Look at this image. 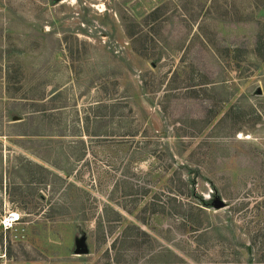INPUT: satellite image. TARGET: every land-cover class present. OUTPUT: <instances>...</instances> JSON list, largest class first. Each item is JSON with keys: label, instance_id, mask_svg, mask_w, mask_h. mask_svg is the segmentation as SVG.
I'll list each match as a JSON object with an SVG mask.
<instances>
[{"label": "rangeland", "instance_id": "obj_1", "mask_svg": "<svg viewBox=\"0 0 264 264\" xmlns=\"http://www.w3.org/2000/svg\"><path fill=\"white\" fill-rule=\"evenodd\" d=\"M10 212L0 264H264V0H0Z\"/></svg>", "mask_w": 264, "mask_h": 264}, {"label": "trees", "instance_id": "obj_2", "mask_svg": "<svg viewBox=\"0 0 264 264\" xmlns=\"http://www.w3.org/2000/svg\"><path fill=\"white\" fill-rule=\"evenodd\" d=\"M130 35V34H129ZM106 106V105H105ZM93 135H95V136H99V137H101L100 139H102V140H104V141H106L105 139H108V137H113V138H115L116 137V135H114V134H93ZM136 134L135 133H132L131 134V136L132 137H134ZM102 227V225H101V223H99V225H97V228H101ZM132 227L131 226H128L127 227V229H131ZM134 228H136L137 229V227L136 226H134ZM145 234V233H144ZM127 237L128 236H124V239H123V241H122V243L121 244H123V246H125V242H126V240H127ZM128 242L130 243L131 241H130V237H129V240H128ZM127 242V243H128ZM128 243V244H129ZM162 253H166V254H168V253H170V251H168L167 249H165V248H163L162 250H160V251H157V253H155L157 256H162ZM171 262H174V261H162V263H171Z\"/></svg>", "mask_w": 264, "mask_h": 264}, {"label": "built area", "instance_id": "obj_3", "mask_svg": "<svg viewBox=\"0 0 264 264\" xmlns=\"http://www.w3.org/2000/svg\"><path fill=\"white\" fill-rule=\"evenodd\" d=\"M19 219H20V215L18 212H10L8 215H5L2 218H0V226H2L4 229H9Z\"/></svg>", "mask_w": 264, "mask_h": 264}, {"label": "water", "instance_id": "obj_4", "mask_svg": "<svg viewBox=\"0 0 264 264\" xmlns=\"http://www.w3.org/2000/svg\"><path fill=\"white\" fill-rule=\"evenodd\" d=\"M215 205L216 207H220L223 205V202L221 200H217V203Z\"/></svg>", "mask_w": 264, "mask_h": 264}]
</instances>
